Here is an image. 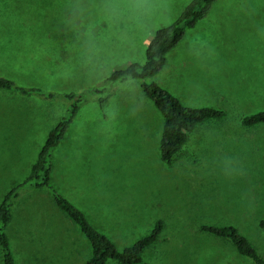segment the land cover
<instances>
[{
  "label": "rangeland",
  "instance_id": "rangeland-1",
  "mask_svg": "<svg viewBox=\"0 0 264 264\" xmlns=\"http://www.w3.org/2000/svg\"><path fill=\"white\" fill-rule=\"evenodd\" d=\"M189 1L0 0V74L55 92L105 89L86 92L54 151L52 179L120 247L162 219L139 264H253L201 227L235 225L264 257V124L240 121L264 109V0H218L153 78L186 105L227 113L202 124L171 164L160 158L163 116L141 82L106 80L144 62L154 32ZM67 108L0 91V202ZM7 231L19 264H84L91 253L43 189L22 191Z\"/></svg>",
  "mask_w": 264,
  "mask_h": 264
},
{
  "label": "trees",
  "instance_id": "trees-1",
  "mask_svg": "<svg viewBox=\"0 0 264 264\" xmlns=\"http://www.w3.org/2000/svg\"><path fill=\"white\" fill-rule=\"evenodd\" d=\"M218 0H190L180 14L170 23L158 28L151 37L144 62H131L124 68L117 69L107 81L139 80L145 96L157 107L164 119L161 139L160 158L165 163H172L196 135L198 128L208 122L221 120L227 116L223 108L205 105H186L177 95L160 85L153 78L165 67L168 55L183 41L188 30L205 18ZM105 89L90 88L87 91L103 93ZM0 91L11 92L24 97H44L48 100H65L68 108L64 115L50 128L47 137L38 152L27 176L18 185L10 188L0 202V251L2 264H19L8 234V226L13 220L14 208L22 191L26 189L48 191L56 205L79 227L80 232L89 242L91 253L84 264H139L145 250L160 238L164 222L158 219L152 228L139 237L133 244L120 247L105 232L92 224L87 214L53 183V155L61 144L72 122L81 109L87 91L55 92L39 86H26L12 77L0 74ZM104 109L108 97H100ZM244 127L264 124V109L244 114L241 118ZM264 229V219L259 222ZM202 230L225 240L234 248L242 260L253 264H264V257L258 252L252 241L235 225L203 224ZM46 230V227H45ZM49 233V231H48Z\"/></svg>",
  "mask_w": 264,
  "mask_h": 264
}]
</instances>
